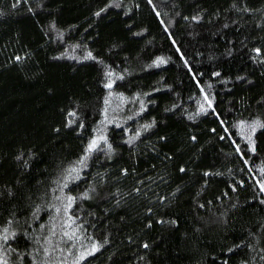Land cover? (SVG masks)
Listing matches in <instances>:
<instances>
[{"label": "trees", "instance_id": "obj_1", "mask_svg": "<svg viewBox=\"0 0 264 264\" xmlns=\"http://www.w3.org/2000/svg\"><path fill=\"white\" fill-rule=\"evenodd\" d=\"M262 124L264 0H0V256L264 264Z\"/></svg>", "mask_w": 264, "mask_h": 264}, {"label": "rangeland", "instance_id": "obj_2", "mask_svg": "<svg viewBox=\"0 0 264 264\" xmlns=\"http://www.w3.org/2000/svg\"><path fill=\"white\" fill-rule=\"evenodd\" d=\"M68 56V55H67ZM77 58V57H76ZM77 59H80V58H77ZM121 104H122V100H119L117 97H115L114 95H109V97L106 99V102H105V110H104V112H106V114L104 115H102V118L100 119V122H99V124H98V127H97V130H96V133L94 134V136L92 137V140L93 139H97L98 140V146H100L101 145V143L103 144V141H104V137H103V131L105 130V128L107 127V126H109V124L112 122V120L111 119H109L110 117H107V115L109 116L110 114H112V115H115L114 113L118 110V108L121 106ZM101 137H103V139H100ZM91 140V141H92ZM87 155V157H88V153H86L85 154V156ZM84 156V157H85ZM83 157V158H84ZM82 159V158H81ZM80 159V160H81ZM80 160H78L77 162H76V164L74 165V166H72V167H70V168H73V167H75L76 169H77V172L80 170V169H82L83 167H84V165H80L79 164V161ZM85 163H86V161H85ZM69 168V169H70ZM76 172V173H77ZM76 173H72V176L73 177H76L75 176V174ZM70 180H73L71 177H69V175H67L66 177H64L63 179H62V181L60 182V183H58L57 184V186H56V188H55V191H57V193H56V197H60L62 194V187H63V185H64V183L65 182H67V181H70ZM59 187V188H58ZM51 212H52V214L54 215V216H56L55 215V209H53L52 208V210H51ZM63 215H66L65 214V212H64V214ZM56 219V218H55ZM54 219V220H55ZM53 220V221H54ZM50 228H49V233L48 234H50V233H52V225L50 224V226H49ZM47 238V237H46Z\"/></svg>", "mask_w": 264, "mask_h": 264}, {"label": "snow or ice", "instance_id": "obj_3", "mask_svg": "<svg viewBox=\"0 0 264 264\" xmlns=\"http://www.w3.org/2000/svg\"><path fill=\"white\" fill-rule=\"evenodd\" d=\"M97 15H99V13H97ZM256 52H257V54L259 55V53H260V49H256L255 50ZM89 57H90V54H89ZM165 61L163 60V59H160V60H158V64H162V63H164ZM110 75V74H109ZM216 75H219V73H216ZM106 87H108V88H111L112 87V85H111V83H109V84H107L106 85ZM205 99L207 100V97H205ZM211 104V102L209 101V105ZM201 110L203 111L204 109H203V107L201 108ZM74 115V114H73ZM260 127H264V124H262V125H259ZM100 139H103V137H101ZM250 139V138H249ZM97 147H98V140L97 139H93L90 143H89V145H88V147H87V149H86V152L88 153V154H91L93 151H95L96 149H97ZM110 147V146H109ZM253 152L255 151V147H254V145L252 146V149H251ZM87 155L84 157V158H82L80 161H79V164L80 165H84L85 164V161L87 160ZM181 171H183V169H181ZM77 172V169L75 168V167H73V168H70V169H68V175H69V177H71L72 179H76V178H78V176H76V177H73L72 176V173H76ZM63 187H67V182H65L64 183V185H63ZM93 191H94V189H93ZM261 191H264V185H262L261 186ZM82 198L83 199H87L88 198V193L86 192V193H84L83 194V196H82ZM57 199H59V197H57ZM74 197H71V196H69V197H67V200H68V207H70L71 206V204L74 202ZM262 203H264V201H262ZM55 211L57 212V213H59V211H60V209L59 208H56L55 209ZM65 211H67V208H65ZM69 219H71V217L69 218ZM72 223H75V221H72ZM3 232L5 233V235H3V236H0V239H3L5 242L8 240V229L7 228H5V229H3ZM12 235H15L14 233H12ZM65 235L66 236H68V233L66 232L65 233ZM73 235H74V233H73ZM68 238L69 239H72V236H68ZM145 247H147V245H145ZM94 248H95V246H94ZM0 264H7V260L3 257V256H0Z\"/></svg>", "mask_w": 264, "mask_h": 264}]
</instances>
